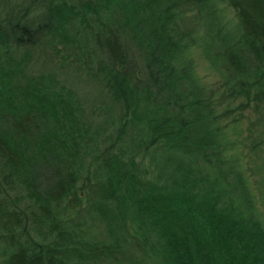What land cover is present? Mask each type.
Instances as JSON below:
<instances>
[{
	"label": "trees",
	"instance_id": "trees-1",
	"mask_svg": "<svg viewBox=\"0 0 264 264\" xmlns=\"http://www.w3.org/2000/svg\"><path fill=\"white\" fill-rule=\"evenodd\" d=\"M4 15L0 264H264L234 139L264 101V0H17Z\"/></svg>",
	"mask_w": 264,
	"mask_h": 264
},
{
	"label": "rangeland",
	"instance_id": "rangeland-1",
	"mask_svg": "<svg viewBox=\"0 0 264 264\" xmlns=\"http://www.w3.org/2000/svg\"><path fill=\"white\" fill-rule=\"evenodd\" d=\"M16 3L17 0H0V18L5 16L7 10L13 8ZM226 10L227 21L230 24H236L234 11L230 8ZM131 54H134V51ZM133 59L136 62V54ZM196 60L199 74L206 82L215 86L214 84L219 80L220 69L212 72L204 57L199 56ZM240 118L242 122L239 124L240 128L237 131L239 136L234 139L242 153L241 157L245 164L246 174L252 182L253 190L259 199L261 194L259 206L264 219V101L253 103Z\"/></svg>",
	"mask_w": 264,
	"mask_h": 264
}]
</instances>
